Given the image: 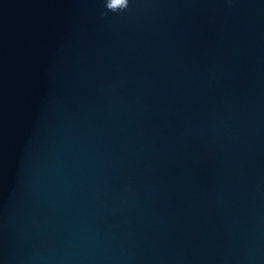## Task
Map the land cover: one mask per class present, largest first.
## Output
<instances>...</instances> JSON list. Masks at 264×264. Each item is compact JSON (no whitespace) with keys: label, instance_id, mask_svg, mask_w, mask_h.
I'll list each match as a JSON object with an SVG mask.
<instances>
[{"label":"water","instance_id":"obj_1","mask_svg":"<svg viewBox=\"0 0 264 264\" xmlns=\"http://www.w3.org/2000/svg\"><path fill=\"white\" fill-rule=\"evenodd\" d=\"M0 264H264V0H0Z\"/></svg>","mask_w":264,"mask_h":264},{"label":"clouds","instance_id":"obj_2","mask_svg":"<svg viewBox=\"0 0 264 264\" xmlns=\"http://www.w3.org/2000/svg\"><path fill=\"white\" fill-rule=\"evenodd\" d=\"M113 2L114 0H104V7L106 10L111 11V12H116L117 10H126L129 6L130 0H123V2H121V0H119V7H113Z\"/></svg>","mask_w":264,"mask_h":264},{"label":"snow or ice","instance_id":"obj_3","mask_svg":"<svg viewBox=\"0 0 264 264\" xmlns=\"http://www.w3.org/2000/svg\"><path fill=\"white\" fill-rule=\"evenodd\" d=\"M121 2H123V0H121Z\"/></svg>","mask_w":264,"mask_h":264}]
</instances>
